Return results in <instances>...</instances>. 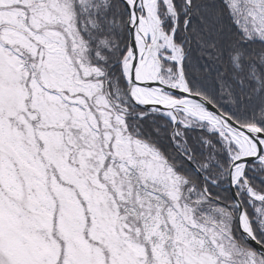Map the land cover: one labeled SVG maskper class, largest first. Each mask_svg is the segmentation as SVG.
Segmentation results:
<instances>
[{
    "label": "snow or ice",
    "instance_id": "snow-or-ice-1",
    "mask_svg": "<svg viewBox=\"0 0 264 264\" xmlns=\"http://www.w3.org/2000/svg\"><path fill=\"white\" fill-rule=\"evenodd\" d=\"M0 264H264V0H0Z\"/></svg>",
    "mask_w": 264,
    "mask_h": 264
}]
</instances>
